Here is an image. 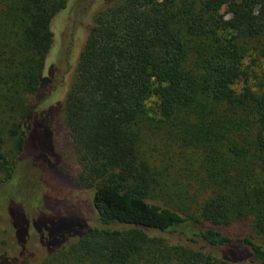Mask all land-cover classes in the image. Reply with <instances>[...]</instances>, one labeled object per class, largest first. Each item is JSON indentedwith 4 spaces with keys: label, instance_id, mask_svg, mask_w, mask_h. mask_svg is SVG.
I'll return each instance as SVG.
<instances>
[{
    "label": "trees",
    "instance_id": "16d2710c",
    "mask_svg": "<svg viewBox=\"0 0 264 264\" xmlns=\"http://www.w3.org/2000/svg\"><path fill=\"white\" fill-rule=\"evenodd\" d=\"M90 4L58 100L46 60L69 0H0V186L38 120L50 156L60 111L73 183L92 190L95 222L60 236L42 264H264V76L247 64L264 59V0ZM151 138L195 159L169 163ZM19 216L0 201V264L36 254L6 237ZM242 221L252 236L229 233Z\"/></svg>",
    "mask_w": 264,
    "mask_h": 264
},
{
    "label": "rangeland",
    "instance_id": "374dc122",
    "mask_svg": "<svg viewBox=\"0 0 264 264\" xmlns=\"http://www.w3.org/2000/svg\"><path fill=\"white\" fill-rule=\"evenodd\" d=\"M90 2L91 0H69L67 9L53 23L55 43L46 61L57 84L55 97L58 100L62 98L66 86L71 84L77 64V51L87 36L89 22L83 25L81 32L80 17L91 5ZM251 61L249 59L247 64L256 70L261 79L264 76V59L257 60L256 64ZM241 84L242 82L239 83ZM49 104L50 101L45 103L46 106ZM60 119L59 111L52 130L53 141L49 144L50 156L47 155L45 142L41 140L45 133V119L38 120L27 145V159H22L14 177L0 186V201L15 205V210L20 215L6 235L12 241L14 252H19L22 247L36 251L32 255L25 251L26 254L21 257H7L1 264H27L26 261L42 264L55 252L56 246L64 245L63 241L57 242L60 236L78 230L85 219L95 222L91 207L92 190L78 188L73 183L72 178L78 174L79 165ZM47 126H50L49 120ZM150 143L155 155L169 163H172V157L176 164L182 160L186 163L187 160L195 159V156L184 159L176 145L165 146L155 138H151ZM53 144L58 156L52 152ZM228 231L235 236H252L248 221L236 223Z\"/></svg>",
    "mask_w": 264,
    "mask_h": 264
}]
</instances>
